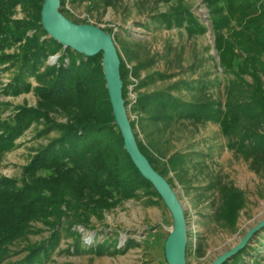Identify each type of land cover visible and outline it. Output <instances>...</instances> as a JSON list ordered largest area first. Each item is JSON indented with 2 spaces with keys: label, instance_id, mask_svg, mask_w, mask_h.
<instances>
[{
  "label": "trees",
  "instance_id": "obj_1",
  "mask_svg": "<svg viewBox=\"0 0 264 264\" xmlns=\"http://www.w3.org/2000/svg\"><path fill=\"white\" fill-rule=\"evenodd\" d=\"M121 1L61 0V12L74 23L89 24L88 19L75 18L67 4L87 3L93 17ZM203 2L217 57L205 48L194 49L188 59L186 48L171 40L154 53L147 41L105 29L116 45L119 41L123 45L126 58L117 47L123 97L139 147L162 176L174 174L167 179L172 187L199 154L191 146L169 155L164 140L177 129L191 128L194 135L209 124L219 125L228 149L245 159L257 175H264V0ZM43 3L0 0V99L32 92L37 98L36 106L13 107L0 100V160L17 149V142L32 128L35 140L43 141L32 149L20 177L0 176V264H72L59 262L55 257L61 254L87 253L93 259L125 255L140 244L130 239L119 248L118 234L110 233H104L102 242L86 244L80 228L93 230L92 219L102 222L107 212L131 200L147 197L152 205L163 201L125 150L106 88L102 55L87 58L50 39L41 22ZM19 9L22 18H17ZM144 27L178 29L192 41L208 32L186 0L153 2ZM57 55V63L50 65ZM5 72L14 76L4 87ZM7 111L12 113L4 117ZM216 189L222 203L214 220L235 230L246 196L235 187L207 188ZM31 236L41 240L32 241ZM255 237L263 238L264 229L226 264H264V239L253 246ZM68 239L73 244L66 250L61 244ZM20 242L26 244L13 250ZM190 253L188 244L187 256Z\"/></svg>",
  "mask_w": 264,
  "mask_h": 264
},
{
  "label": "rangeland",
  "instance_id": "obj_2",
  "mask_svg": "<svg viewBox=\"0 0 264 264\" xmlns=\"http://www.w3.org/2000/svg\"><path fill=\"white\" fill-rule=\"evenodd\" d=\"M141 5H138L137 2ZM159 0H122L116 8H109L105 13H94L90 17L87 12V3L77 7L67 4V9L75 18L83 21L88 19L89 24L102 29L112 28L116 34L127 33L133 39H141L149 43V49L156 53L163 49L164 43L171 40L179 46L186 48V57L190 59L194 49L202 50L210 48V53L217 57L215 50V37L211 29L209 11L203 0H186L192 12L208 27V32L192 41L187 36H182L178 29L173 30H150L144 27L149 22L150 8L153 2ZM156 5H153V7ZM164 10V3H160ZM102 14V15H101ZM20 12L17 18H22ZM124 58L122 43L117 44ZM60 55V54H59ZM132 65V64H130ZM129 65V66H130ZM163 69L162 66H159ZM14 76V72H5L2 76L4 87L7 86ZM31 82L36 86L35 79ZM133 88L131 87L130 90ZM134 94L131 93V97ZM2 102H10L13 107L28 104L36 106L37 98L34 92L20 97H5ZM12 112L7 111L4 117ZM36 131L30 129L17 142L19 147L8 153L0 160V176L15 178L20 177L32 153L42 140H35ZM143 139V136L140 137ZM228 140L222 135L219 125L209 124L206 129L193 135L190 128L177 129L174 134H169L164 140V151L169 155L185 151L192 146V150L199 155L185 168L179 178L175 179L173 187L184 207L188 225V244L191 253L187 256L188 264H210L224 252L230 250L239 243L249 229L264 219V175L253 172L249 163L227 147ZM161 164H158L160 167ZM174 174H170V179ZM183 179L185 183L179 180ZM187 182V183H186ZM215 184L235 187L244 192L247 203L240 212V217L235 230L223 228L214 220L222 199L220 192L207 190ZM173 219L171 213L162 202L152 205L148 198L135 199L125 202L113 211L105 214L102 222L92 219L93 230L84 231L83 241L93 244L95 239L102 242L104 233L118 234L121 248L127 240H135L140 247L128 251L125 255L105 256L93 259V256L82 253L79 256L61 254L55 257L59 262L72 264H168L165 257L166 238L170 233ZM42 227V225H40ZM48 234H44L47 236ZM32 241L41 240V236H31ZM254 238L253 246L263 240ZM18 243L13 250L25 245ZM73 240H63V249H69ZM261 249H264V247ZM73 250V249H72ZM263 251V250H262Z\"/></svg>",
  "mask_w": 264,
  "mask_h": 264
},
{
  "label": "water",
  "instance_id": "obj_3",
  "mask_svg": "<svg viewBox=\"0 0 264 264\" xmlns=\"http://www.w3.org/2000/svg\"><path fill=\"white\" fill-rule=\"evenodd\" d=\"M61 0H44L42 26L49 38L87 58L102 55V66L113 108L115 124L124 139V147L132 162L150 182L171 213L173 223L165 243V257L168 264H188V225L184 207L169 181L155 170L142 153L123 97L124 82L121 75V59L114 36L108 31L91 24H77L62 12ZM59 55L50 59L57 63ZM264 229V219L248 230L238 244L224 252L210 264H226L244 250L253 237ZM82 231L83 229L80 228ZM122 248V247H121Z\"/></svg>",
  "mask_w": 264,
  "mask_h": 264
}]
</instances>
